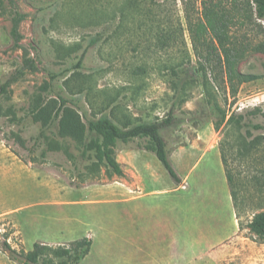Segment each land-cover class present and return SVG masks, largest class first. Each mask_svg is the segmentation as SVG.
I'll use <instances>...</instances> for the list:
<instances>
[{"label": "rangeland", "instance_id": "rangeland-1", "mask_svg": "<svg viewBox=\"0 0 264 264\" xmlns=\"http://www.w3.org/2000/svg\"><path fill=\"white\" fill-rule=\"evenodd\" d=\"M1 1L0 87L22 70L0 98L1 242L29 252L36 243L92 239L80 264H148L157 247L176 254L169 264H264V244L246 229L264 211V52L248 51L240 62L242 73L261 78L234 95L191 37L204 4L218 0ZM17 13L26 15L18 47ZM236 35L264 43V19L254 16ZM83 55V68H74ZM51 73L65 74L55 85L71 90L90 115L134 124L175 116L162 135L182 184L147 150V139L114 147L123 175L104 165L91 173L94 153L84 157L73 139L60 138L59 121L43 128L29 113ZM53 141L65 142L70 155L50 149ZM142 161L156 176L128 199L127 183L143 185L128 170ZM131 240L146 248L140 263L130 258ZM0 264L18 263L0 249Z\"/></svg>", "mask_w": 264, "mask_h": 264}, {"label": "trees", "instance_id": "trees-1", "mask_svg": "<svg viewBox=\"0 0 264 264\" xmlns=\"http://www.w3.org/2000/svg\"><path fill=\"white\" fill-rule=\"evenodd\" d=\"M2 8L3 3L0 0V9ZM254 16L259 20L264 19V0H218L212 4L205 3L204 20L190 28L192 41L197 50L199 46L203 49V54L200 55L206 57L207 63L214 72H218L217 68L222 70L225 75L224 83L228 84L234 95L238 93L241 85L261 78L259 75L244 74L239 69V64L246 58L248 51L264 52V43L253 46L236 35V31L251 23ZM25 18L26 15L20 13L13 18L12 33L17 47L21 41L20 24ZM84 58L83 55L73 67L83 68ZM28 63L32 69L35 68L33 61ZM71 70L72 68L68 69L66 73ZM21 74L22 70H18L6 80L0 87V98L8 93ZM63 75L65 74H50L51 83L44 86L36 95L29 113L42 123L43 128H50L54 122L59 121L58 136L60 138L73 139L81 148L84 157L90 158V154L94 153L96 160L90 167L91 173H98V168L104 165L114 170L116 174L123 175L114 147L119 142L128 143L135 139H147V150L156 155L177 184L182 183L180 175L172 165L167 144L162 135L163 130L175 124V116L170 114L168 118L162 120L134 124L129 117L117 121L109 116L90 115L81 99L71 98L73 94L71 90L68 93L65 88L55 85V81ZM50 95H54V98H49ZM255 128L261 127L255 126ZM41 135L43 138L48 137L45 131ZM21 143L25 145V141L22 140ZM49 145L54 151H65L67 155H70L71 149L65 142L53 141ZM222 160L234 208L239 210L233 177L226 168L227 163L223 155ZM246 229L255 240L264 244V211L254 213ZM92 246L93 240L84 238L58 246L36 243L32 251L18 252L7 240L5 242L0 240V249L18 264L53 263V260L46 259L48 255L62 259L61 262L54 264H80L90 254Z\"/></svg>", "mask_w": 264, "mask_h": 264}, {"label": "crops", "instance_id": "crops-1", "mask_svg": "<svg viewBox=\"0 0 264 264\" xmlns=\"http://www.w3.org/2000/svg\"><path fill=\"white\" fill-rule=\"evenodd\" d=\"M206 154H204V156ZM220 157L222 158V153L220 154ZM157 165H159V164H156V167L158 169L159 166H157ZM5 166H6V161L4 160L3 161V167L5 168ZM150 170H151V168L148 167V165H146L143 161L139 162L138 165H134V169L128 170L129 173H132V177L133 178L141 179L142 184H143L142 186L137 187V184L134 182V180L132 181V184L131 183H127V190L130 192V195H131L128 199H131V198H133V200L138 199V196H140V194L146 188L145 187V185L147 184L146 182L150 181L153 176H156V173L151 174L150 176H148L147 175V171H150ZM181 179H182V177H181ZM182 182H183V179H182ZM131 241L132 242L129 244V246H130V248L132 250V256L130 258L133 259L132 260L133 263L135 262V259L139 260V261H137V263L138 262L140 263V261H141V259L143 257L142 253L143 254L147 253V251L145 250L146 248L144 246L139 245V244L137 246L135 241H133V240H131ZM156 252H158V253H156ZM147 256L150 258V260L148 261V264H169V262L171 263L170 260H171V258L173 256L175 258L177 257L174 252H173V255H172V253H168V251L164 250L161 247L160 248L157 247L156 249H153V251L150 254H148ZM130 258H128V259H130ZM130 260H129V263H132Z\"/></svg>", "mask_w": 264, "mask_h": 264}]
</instances>
